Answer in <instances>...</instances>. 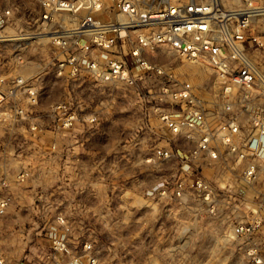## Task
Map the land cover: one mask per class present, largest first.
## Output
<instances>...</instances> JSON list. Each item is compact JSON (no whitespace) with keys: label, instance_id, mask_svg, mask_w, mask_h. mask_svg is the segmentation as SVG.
<instances>
[{"label":"built area","instance_id":"1","mask_svg":"<svg viewBox=\"0 0 264 264\" xmlns=\"http://www.w3.org/2000/svg\"><path fill=\"white\" fill-rule=\"evenodd\" d=\"M13 207L46 245L11 261ZM0 264H264V0H0Z\"/></svg>","mask_w":264,"mask_h":264},{"label":"rangeland","instance_id":"2","mask_svg":"<svg viewBox=\"0 0 264 264\" xmlns=\"http://www.w3.org/2000/svg\"><path fill=\"white\" fill-rule=\"evenodd\" d=\"M27 3H33L34 0H25ZM79 15L83 14V11H80L78 13ZM177 65L181 67L182 72L187 75L193 82H199L204 77H207L209 75V78L212 80H216V77L212 74H206L207 72L203 71V68L198 65H189V64H182L180 61L176 62ZM195 70V71H194ZM125 111L120 112L121 113V119L116 122L115 124L112 122H108L105 124V135L101 138V143L107 147L109 146L112 141H115L118 144V139L123 140L118 144V148H122V145H124V139H125V132L131 127L128 119L126 117H123ZM132 125V123H131ZM100 143V144H101ZM128 144V143H126ZM119 155H122L121 153ZM137 159L135 158L134 162H136ZM137 163H135V166L132 164H126V162H120L119 166L116 168H104L102 170L101 175L103 174L104 177V186L103 191H106L107 188H110V192H114L116 194L123 193V192H135L140 193L142 191V188L144 186L145 180H147L150 177H144L145 175V169L143 166H136ZM155 173L152 172V175ZM152 180V179H151ZM100 187V186H99ZM99 191V190H98ZM143 217V213L140 214L137 213L134 217L135 219L138 218V216ZM158 215H156L155 212L148 213L145 217H151V218H157ZM10 240V238H9ZM188 243L192 245V243L195 246V234L193 235V238L188 237L187 238ZM16 250V249H15ZM140 249H137V251ZM13 255L16 257V254L13 250Z\"/></svg>","mask_w":264,"mask_h":264},{"label":"crops","instance_id":"3","mask_svg":"<svg viewBox=\"0 0 264 264\" xmlns=\"http://www.w3.org/2000/svg\"><path fill=\"white\" fill-rule=\"evenodd\" d=\"M101 130L103 134V129L101 128ZM78 148L80 163L88 162V160L92 162L93 159L98 162V158L100 160L103 159L104 149L102 145H85L84 147L79 146ZM69 169L75 170L78 168ZM70 184H73V182L71 181ZM69 195L70 194H66V196ZM100 200H103V197ZM70 202L72 203L71 199ZM29 203L30 202L27 200L23 201L24 205H29ZM101 209V206L96 204L94 210L100 212ZM34 214V211L30 207H23L20 210H16V207H13L10 208L8 215L6 216V228L2 234V243L5 246L8 258L11 261L22 258L26 253L33 252L39 242H41L43 246L46 245L45 239L37 237L35 231L26 228V226L32 221ZM13 250L16 257L13 255Z\"/></svg>","mask_w":264,"mask_h":264}]
</instances>
